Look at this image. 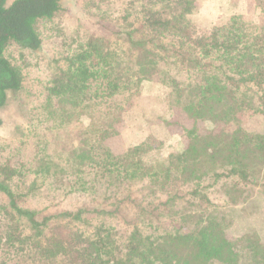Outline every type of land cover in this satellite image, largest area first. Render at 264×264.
<instances>
[{"label":"trees","instance_id":"trees-1","mask_svg":"<svg viewBox=\"0 0 264 264\" xmlns=\"http://www.w3.org/2000/svg\"><path fill=\"white\" fill-rule=\"evenodd\" d=\"M103 1L88 4L99 9ZM122 3L119 18L100 15L99 20L118 22L125 40L89 35L83 42H66L62 34L61 53L55 50L48 61L50 74L40 90V105L44 122L54 124L55 139L51 148L39 139L28 182L22 166L0 164V195L7 198L0 208V264H264L259 234L228 236L224 212L182 214L178 228L147 234L138 224H151L143 217L152 209L143 206L140 222L121 239L104 221L110 211L103 208L81 206L74 212L41 215L19 207L22 198L41 187L40 179L66 175L73 179L68 191L87 192L84 174L105 187L107 200L141 185L163 192L185 187L192 197L211 203L209 185L222 184L219 191H225L221 197L227 206H242L243 211L253 207L251 214L264 206V134L240 125L231 133L216 128L235 122L238 112L258 114L264 122V28L244 24L232 32L221 22L198 36L191 22L175 17L177 12L189 16L194 0ZM66 4L0 0V109L25 89L22 66L8 57L9 48L36 57L42 45L36 24L54 22L66 12ZM73 36L81 35L76 30ZM160 62L169 72L159 71ZM170 64L178 76L172 75ZM156 82L157 89L170 92L168 109L175 117L165 121V127L181 126L183 149L150 161L149 137L114 154L105 144L118 134L114 120L121 121L123 107L133 94H140L142 85L154 90ZM112 97L117 106L95 119V107ZM179 115L194 126L182 124ZM200 122L208 123L202 132ZM203 181L211 184L199 187ZM17 184L27 191H17ZM174 198L181 196H170L169 201Z\"/></svg>","mask_w":264,"mask_h":264},{"label":"rangeland","instance_id":"rangeland-1","mask_svg":"<svg viewBox=\"0 0 264 264\" xmlns=\"http://www.w3.org/2000/svg\"><path fill=\"white\" fill-rule=\"evenodd\" d=\"M90 1L67 0L66 12L60 18L57 17L52 23L40 22L36 24V29L42 38L41 49L36 57H32L33 55L28 56L27 52H21L14 46H11L7 52L8 57L20 67L22 66L23 74L25 75V89L16 98L10 99L0 109L2 121L0 127V164L9 161L16 167L22 166L25 171L23 174L28 178L26 182L33 177L29 171H31L34 156L37 153L39 139L45 140L49 148L54 143L55 131L52 128L54 124L50 120L49 122H44L40 105L43 97L40 90L50 74L48 61H51L55 55V50L57 51L58 49L59 53H61L59 45L63 43V38H67L66 42L70 38H76L78 42H83L89 35L107 36L119 43L125 40V36L121 33V30L124 31V29L119 26L118 22L105 19L99 20L100 15L112 17L113 19L119 18L123 0H105L99 3V9L90 6L88 4ZM194 1L195 7L189 16H181L182 14L177 12L175 17L179 21L191 22L195 26L198 36L208 34L214 25L221 22H227L229 24L228 30L232 32L241 30L245 26L244 24L253 28H264V0ZM51 27L55 28L52 32L49 31ZM76 30L79 31L81 36H73ZM62 34H64L63 38L61 37ZM169 41V38L165 39V42L168 43ZM21 54H23V57ZM170 66L173 69L172 75H177V67L172 64ZM166 67L169 69V66H165L163 62H160L159 71H163V74L166 71L169 72ZM157 83L154 84V88H156ZM142 87V91L138 96H136V93L133 94L131 100L127 104L125 103V106L123 105L121 121L116 123V120H114L113 122L118 134L116 137L106 140L105 144L112 149L114 154H118L127 147L139 144L145 139L152 137V151L148 155V160H163L169 153L183 149L185 143L181 136V126L165 127V121L169 122L171 117H175L173 112L168 109L169 90H163V88L148 90L146 84L142 85ZM115 98L112 97L95 107V112H93L96 115L95 119L100 117L98 115L117 106L118 100H115ZM114 114L116 116L117 111ZM233 117L235 122L225 125L219 124L216 128L224 131V133H231L235 126L240 125L250 132H261L264 134L263 118L258 114L246 111L238 112ZM179 118L180 122L182 121L185 126H194V123L185 120L181 115H179ZM72 124L74 125V123ZM73 125L67 131L71 130L72 127L74 128ZM206 125H208L207 122L198 124L200 132L204 130ZM209 125L212 126L211 124ZM66 127L64 125V128ZM50 128L51 130H49ZM83 177L88 182L87 192L68 191L73 184V179L72 177L61 175L55 178L38 180L37 188L41 187L22 198L18 205L22 208L38 211L41 215L57 214L63 211L74 212L81 206H86L88 209L103 208L110 211V213L104 214V221L109 222V225L117 231L121 239L133 227V224L140 222L139 213H141V207L143 206L152 209L144 217L141 215L151 224L145 227L143 223L138 224L141 228H145L144 231L147 234H155V232L160 234L163 233V230L171 231L174 228H178L180 226L179 217L182 214H191L196 211L197 213L213 212L216 216H219L221 215L220 213L224 212L223 214L231 220L230 222L227 218L228 227L226 234L228 236L236 238L248 232H257L264 242L263 203L258 208V210L260 209L259 213L253 214H251L253 207L243 211L241 209L242 206H227L226 202L223 203L221 197V194H224L225 191L222 189L221 192L219 191L222 184L209 185L211 182L203 181L199 186H213L207 190L211 203L206 202L204 198L192 197L190 195L191 191L185 187L179 188L176 192L171 190V188L163 192L162 189H154L150 185H148L150 188L146 189H141V185L135 186L130 192L121 190L117 196L112 195L107 200L106 197L108 195H105L104 186L100 185L93 177H88L87 174H84ZM17 186V191H27L21 190L23 189L22 185L17 184ZM112 192L109 189V193L113 194ZM174 195H179L181 198H174L169 201V197ZM6 200V197L4 198L0 195V208L7 203ZM171 212H177V215Z\"/></svg>","mask_w":264,"mask_h":264}]
</instances>
